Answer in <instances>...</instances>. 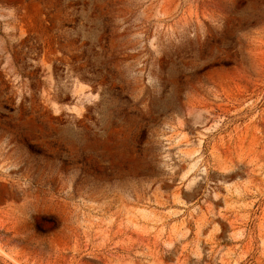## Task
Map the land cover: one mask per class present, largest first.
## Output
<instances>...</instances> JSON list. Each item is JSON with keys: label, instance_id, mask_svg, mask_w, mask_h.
Listing matches in <instances>:
<instances>
[{"label": "rangeland", "instance_id": "374dc122", "mask_svg": "<svg viewBox=\"0 0 264 264\" xmlns=\"http://www.w3.org/2000/svg\"><path fill=\"white\" fill-rule=\"evenodd\" d=\"M0 264H264V0H0Z\"/></svg>", "mask_w": 264, "mask_h": 264}, {"label": "water", "instance_id": "95a60500", "mask_svg": "<svg viewBox=\"0 0 264 264\" xmlns=\"http://www.w3.org/2000/svg\"><path fill=\"white\" fill-rule=\"evenodd\" d=\"M10 190L9 188H8V186H0V192H3L4 190Z\"/></svg>", "mask_w": 264, "mask_h": 264}, {"label": "bare ground", "instance_id": "6f19581e", "mask_svg": "<svg viewBox=\"0 0 264 264\" xmlns=\"http://www.w3.org/2000/svg\"><path fill=\"white\" fill-rule=\"evenodd\" d=\"M8 190V189H7ZM11 194H17L18 192L17 191H11V190H8ZM1 193V192H0ZM0 201H1V198H0Z\"/></svg>", "mask_w": 264, "mask_h": 264}]
</instances>
